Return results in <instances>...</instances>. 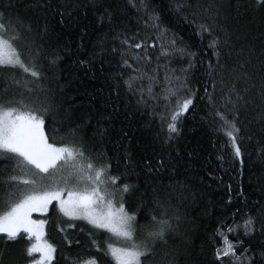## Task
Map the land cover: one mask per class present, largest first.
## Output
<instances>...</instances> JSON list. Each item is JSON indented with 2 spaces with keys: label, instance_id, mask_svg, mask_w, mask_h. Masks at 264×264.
I'll return each instance as SVG.
<instances>
[{
  "label": "snow or ice",
  "instance_id": "obj_1",
  "mask_svg": "<svg viewBox=\"0 0 264 264\" xmlns=\"http://www.w3.org/2000/svg\"><path fill=\"white\" fill-rule=\"evenodd\" d=\"M128 3L137 12L144 13L147 17L145 27L151 28L154 35L142 39L138 38L139 34L120 38L121 65L131 73L123 80V84L128 93L137 98L138 105H148L150 102L159 104L163 100L168 110L166 142H171L180 135L181 118L190 108L194 109L198 89L192 88L190 74L196 66L198 54L187 46H181L182 38L161 26V17L152 8L150 0H128ZM255 3L264 10V0H255ZM34 6L58 16L59 23L65 25L66 18L68 21L76 18L80 3L79 0L75 3L73 0H64L56 4L51 0H34ZM84 6L99 10L100 0ZM13 7L11 0L0 3V72L22 74V79H17L15 75L11 77V82L22 89L19 95L13 93L8 97H0V161L5 162V168L9 163L12 165V174L0 181V264H4V250L22 240L26 244L23 249L26 264H53L57 249L47 238L49 220L34 217V214L47 217L53 208L63 218L58 227L65 233L64 238L69 245L72 241L68 239L67 232L77 227L76 222L83 221L97 233L110 234L109 241L102 246L89 232L96 250L110 256L114 264H147L149 261L156 264L155 257L161 252L165 258L171 257L167 259V264H174V250L169 239L178 233L181 218L171 213L170 208L173 199L183 197L187 191L185 186L179 182L169 184L167 200L160 195L162 186L152 187V195L149 196L152 210L141 217L147 221L143 226L140 225L138 214L144 205L130 211L125 202L126 196L138 188V185L130 182L132 178L139 179L143 174L162 182L169 171L175 173L173 160L170 157L166 159L163 153H146L143 158L136 160L129 147L124 149L125 163L121 165L117 158L118 174L114 175L107 153H101L98 162L86 152L82 140H76L75 129L65 133L63 128L56 125L47 128L45 117L53 111L54 105L48 100L50 89L40 84L45 79L43 65L40 64L42 53L30 46H20L23 32L31 33L32 26L23 18L13 16L10 11ZM170 11L194 25L196 34L202 40L205 35L209 37L208 48L216 59L215 64L211 60L207 63L206 74L209 79L204 82V94L200 99L207 100L212 109L209 115L214 117L219 130L227 137L230 162L238 161L242 167L245 153L239 127L240 108H246L253 102L245 99V96L257 87L261 103L264 104V76L259 85L253 83L249 86L247 72L242 77L235 75V68L228 74L217 72V68L225 67L221 64L222 48L229 42L227 34L223 37L220 35L225 33V29L221 23L223 10L217 0H172ZM105 18L111 23L112 13L108 8H104L100 16L101 26ZM105 51L101 46L98 55H103ZM151 51H158L154 66ZM112 52H117V49L113 47ZM60 59L59 53L54 52L47 57V62L55 68ZM173 60L185 61L186 65L174 68ZM79 63L86 62L81 60ZM239 67L243 68L244 65ZM119 75L122 77L123 72ZM241 83L244 85L242 89L239 87ZM3 91L7 93V86ZM218 91L222 93L219 97ZM40 94H43V100L39 99ZM217 99L220 101L219 107ZM259 117L264 121V111L259 113ZM164 119L165 116L161 114V120ZM68 135L73 139L66 141ZM100 135L103 137V133ZM126 137L128 133L125 132L122 139ZM260 155L264 156V146L260 147ZM219 158L224 159L223 156ZM147 183L151 184L152 181ZM240 194L243 195V192ZM262 200L264 193L259 199L250 202V210L241 217L240 222L234 219L232 225H224L227 234L223 229L218 231L223 242V246L215 252V260L219 264H223L225 259L229 264H264V244L258 245V250L253 251L252 245L246 246L245 239L240 238L241 235L251 239H255L254 234L264 236ZM236 215L233 213L234 217ZM228 234L235 235V243ZM111 238L119 243L111 242ZM76 243L79 244V240ZM85 264H98V261L92 258Z\"/></svg>",
  "mask_w": 264,
  "mask_h": 264
},
{
  "label": "trees",
  "instance_id": "obj_2",
  "mask_svg": "<svg viewBox=\"0 0 264 264\" xmlns=\"http://www.w3.org/2000/svg\"><path fill=\"white\" fill-rule=\"evenodd\" d=\"M7 2L8 0H0V3ZM51 2L63 3L64 0ZM217 2L223 10L221 23L225 29V33L220 35L223 37L227 34L229 37L228 44L222 48L221 64L225 67L217 68V72L228 74L235 68V75L238 77L248 73L249 86L253 83L259 85L264 76V10L256 6L255 0ZM11 3L14 5L10 10L11 14L23 18L32 26L31 33L23 32L20 46H30L42 53L40 64L43 65L45 79L40 84L50 89L48 100L54 105L53 111L45 117L46 127L56 125L63 128L65 133L75 129L76 140H82L86 152L98 162L99 155L107 153L114 175L118 174L117 158L121 165L125 163L124 149L129 147L136 160L143 158L146 153H163L166 159L170 157L175 173L169 171L162 182L143 174L139 179L132 178L130 182L138 185V188L126 196V206L132 211L141 204L144 205L138 214L140 225L143 226L147 221L141 217L152 210V201L149 199L152 187L162 186L160 195L167 200V186L177 182L183 184L187 191L183 197L173 199L170 208L171 213L181 218L178 233L169 239L174 250V264H219L215 260V252L223 246V242L218 231L223 229L227 234L223 226L232 225L234 219L240 222L241 217L250 210V202L259 199L264 193V156L260 155V147L264 146V121L259 117V113L264 111V104L259 98L258 87L251 89L245 96V99L253 102L246 108H240L239 127L245 153L241 167L238 161L230 162L227 137L219 130L214 117L209 115L212 109L207 100L200 99L204 94V82L209 79L206 74L207 63L211 60L215 64L216 59L208 48L209 37L205 35L202 40L196 34L194 25L170 11L172 0H150V3L161 17V26L181 37V46H187L198 54L196 66L190 74V84L193 89H198V93L194 109L190 108L181 118L180 135L171 142H166L168 110L163 100L159 104L150 102L148 105H138L137 98L129 94L123 84V80L131 73L121 65L120 38L139 34L138 38L142 39L154 35L151 28L145 27L147 17L142 11L133 9L128 0H100L99 10L84 6L95 3V0H79L76 18L71 21L66 18L65 25H61L58 16L34 6V0H11ZM104 8L111 11L112 21L109 23L105 18L101 26L100 16ZM101 46L106 51L103 55H98ZM113 47L117 52H112ZM158 47L159 42L157 49ZM54 52L59 53L61 59L52 68L47 57ZM151 54L154 66L158 51H151ZM81 60L86 63H79ZM241 64L244 65L243 68L239 67ZM185 65V61L172 62L174 68ZM121 72L122 77L119 75ZM13 75L22 79L19 72H0V77L9 78L0 79V97H8L13 93L19 95L22 91L11 82ZM228 78L231 80V76ZM5 86L8 88L7 93L3 91ZM239 87L242 89L243 83ZM211 90L209 86V91ZM220 95L222 93L218 91L217 96ZM39 99H44L43 94L39 95ZM216 103L219 107V99ZM161 114L165 116L163 121ZM125 132L128 137L122 139ZM100 133H103V137ZM72 139L71 135L66 136V141ZM221 156L224 157L223 160L219 158ZM4 164V161H0V181L12 174V165L9 163L5 168ZM149 180L152 181L151 184L147 183ZM261 202L264 203V200ZM233 213L237 215L234 217ZM46 218L49 220L46 226L47 238L57 249L53 264H85L92 258L98 264H114L110 256L98 252L92 244L95 236L103 246L109 241L110 234L97 233L86 222L78 221L77 227L67 232L68 239L72 241L69 245L64 238L65 233L58 227L63 219L59 213L54 208L50 209ZM80 228H83L82 232ZM90 231L93 236L89 235ZM228 235L235 243V235ZM254 235L255 239L242 235L240 238L245 239L246 246L251 244L253 251H257V246L264 244V236ZM77 240L79 244L76 243ZM111 242L119 243L114 238H111ZM25 247L22 240L5 249L4 264H26L23 257ZM167 259L171 257L165 258L161 252L155 257V262L167 264ZM147 264L153 262L149 261ZM223 264H229V261L225 259Z\"/></svg>",
  "mask_w": 264,
  "mask_h": 264
},
{
  "label": "rangeland",
  "instance_id": "obj_3",
  "mask_svg": "<svg viewBox=\"0 0 264 264\" xmlns=\"http://www.w3.org/2000/svg\"><path fill=\"white\" fill-rule=\"evenodd\" d=\"M34 217H37V218H46V217H41L40 214H34Z\"/></svg>",
  "mask_w": 264,
  "mask_h": 264
}]
</instances>
